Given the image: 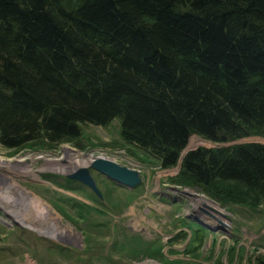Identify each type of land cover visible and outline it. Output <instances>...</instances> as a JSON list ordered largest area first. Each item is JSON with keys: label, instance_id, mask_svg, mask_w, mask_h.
<instances>
[{"label": "trees", "instance_id": "16d2710c", "mask_svg": "<svg viewBox=\"0 0 264 264\" xmlns=\"http://www.w3.org/2000/svg\"><path fill=\"white\" fill-rule=\"evenodd\" d=\"M115 119L163 169L193 135L264 138V0H0V145L72 142ZM180 166L172 183L264 202L262 144L190 150Z\"/></svg>", "mask_w": 264, "mask_h": 264}, {"label": "rangeland", "instance_id": "374dc122", "mask_svg": "<svg viewBox=\"0 0 264 264\" xmlns=\"http://www.w3.org/2000/svg\"><path fill=\"white\" fill-rule=\"evenodd\" d=\"M252 143L264 145V138L213 143L193 135L177 165L168 169L123 142L118 119L107 127L83 124L80 138L72 142L40 138L16 150L0 145V189L17 186L34 196L63 232L57 238L37 233L0 205V264H258L264 261V202L254 207L225 202L172 183L186 152ZM79 154L135 170L142 183L128 189L87 166L98 198L67 178L77 171L69 160ZM204 202L224 215H215ZM198 229L203 230L199 246Z\"/></svg>", "mask_w": 264, "mask_h": 264}, {"label": "bare ground", "instance_id": "6f19581e", "mask_svg": "<svg viewBox=\"0 0 264 264\" xmlns=\"http://www.w3.org/2000/svg\"><path fill=\"white\" fill-rule=\"evenodd\" d=\"M76 158L75 161L69 160V164L73 165L75 171L90 166L92 163L91 158H87L84 155L79 154ZM3 166L4 165L1 167ZM198 199L199 202H201V198L198 197ZM0 205L16 222L30 227L37 233L52 238H57L63 234V232H60L58 229L57 224L60 223L59 220L54 218L52 213L47 212L48 209H46V206L34 196L25 193L24 190H21L17 186L0 189ZM15 205H19L18 208H16ZM208 206H210V208ZM206 207L215 215L220 217L224 215L222 211L218 209L217 205L213 203L210 204L207 202Z\"/></svg>", "mask_w": 264, "mask_h": 264}, {"label": "water", "instance_id": "95a60500", "mask_svg": "<svg viewBox=\"0 0 264 264\" xmlns=\"http://www.w3.org/2000/svg\"><path fill=\"white\" fill-rule=\"evenodd\" d=\"M89 168L101 174L111 182L128 189H134L142 183V178L139 172L121 166L109 160L100 158L95 159L92 161ZM89 168H80L76 172L69 174L67 178L69 180L77 181L83 184L88 189H90L98 198H101V193L97 188L95 180L90 175Z\"/></svg>", "mask_w": 264, "mask_h": 264}]
</instances>
